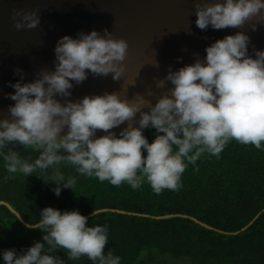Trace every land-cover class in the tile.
<instances>
[{"label":"clouds","instance_id":"clouds-1","mask_svg":"<svg viewBox=\"0 0 264 264\" xmlns=\"http://www.w3.org/2000/svg\"><path fill=\"white\" fill-rule=\"evenodd\" d=\"M195 9L201 30L241 28L261 16L264 0H198ZM12 19L17 30L35 29L41 22L37 10L14 11ZM257 25L250 27L256 30ZM250 42V36L239 31L206 47L203 59L176 71L170 67L157 86L165 88L170 82L172 87L153 106L145 97L133 102L119 92L68 99L89 73L120 81L129 44L107 29L103 34L92 30L76 38L63 36L54 50V71L41 69L25 83L23 69H14L21 79L9 82L15 91L6 98L15 103L8 107V116L0 118V157L6 171L29 177L37 170H51V181L38 177L54 183L57 196L65 188L74 190L76 183L75 177H65L61 165L117 187L127 183L135 190L146 182L159 195L166 189L178 191L189 164L195 165L205 153L218 157L232 140L264 148V50H254L253 58ZM146 107L149 111H143ZM126 121L128 127L119 135L110 131ZM150 127L157 132L151 143L144 135ZM97 130L106 135L97 137ZM13 144L37 155L22 158L9 147ZM92 215H99L96 208ZM39 217L25 227L41 230L43 242L35 241L19 253L4 250V264H65L55 255L58 250L70 261L87 257L93 264H121L111 250L104 252L107 227L89 226L78 209L49 206Z\"/></svg>","mask_w":264,"mask_h":264},{"label":"trees","instance_id":"trees-1","mask_svg":"<svg viewBox=\"0 0 264 264\" xmlns=\"http://www.w3.org/2000/svg\"><path fill=\"white\" fill-rule=\"evenodd\" d=\"M144 135L151 143L157 132L150 127ZM9 147L22 158L37 155L22 145ZM61 171L66 178L75 177V191L65 188L57 196L56 185L44 180L51 181V170H37L29 177L10 174L0 157V201L9 203L26 223L38 222L40 211L49 206L78 209L85 216L95 208L148 215L107 211L88 219L89 226L107 227L104 252L111 250L121 264H264V212L256 219L264 210V148L232 140L218 157L205 153L195 165L189 164L178 191L166 189L159 195L146 182L134 190L127 183L117 187L82 176L70 165H61ZM166 215H186L201 223L178 216L155 218ZM43 235L0 206V253H19L35 241L43 242ZM55 255L65 264H93L87 257L70 261L63 250Z\"/></svg>","mask_w":264,"mask_h":264},{"label":"water","instance_id":"water-1","mask_svg":"<svg viewBox=\"0 0 264 264\" xmlns=\"http://www.w3.org/2000/svg\"><path fill=\"white\" fill-rule=\"evenodd\" d=\"M197 2L198 0H0V118L7 117L8 107L15 103L6 98V94L15 91L8 86L9 82L16 83L21 79L14 69H23L25 83L33 81L41 69L54 71V50L57 42L65 35L76 38L81 32L97 30L103 34L107 29L115 38L125 39L129 44L121 80L114 81L111 75L106 78L94 77L89 73L83 84L71 90L72 96L68 99L72 101H78L85 96L119 92L122 98L133 102L145 97L154 106L157 98L167 94L172 87L170 82L165 88L157 86V82L167 76L170 67L176 71L195 63L197 59H203L206 56V47L215 41L243 31L250 36L249 54L253 58L254 50H264V12L241 28L215 30L209 26L207 30H201L196 26ZM209 2L214 3L217 0ZM20 10H37L40 25L35 29L17 30L12 16L14 11ZM253 23L258 24L256 30L250 27ZM155 62L159 67L154 65ZM57 99L64 101L61 97ZM143 111L149 109L146 107ZM139 116L137 113V120ZM128 124L126 121L110 131L119 135ZM133 126L138 127V124ZM103 135H106L103 130H97V137ZM1 205L17 214L18 219L21 217L9 203L0 201ZM107 211L149 217L115 209L98 210L99 213ZM263 212L264 210L256 219ZM92 216L86 215L88 219ZM174 216L191 218L201 223L186 215L155 218ZM19 220L24 225L27 224L22 217ZM253 222L254 220L242 231Z\"/></svg>","mask_w":264,"mask_h":264}]
</instances>
